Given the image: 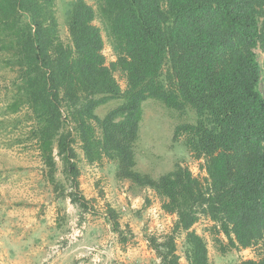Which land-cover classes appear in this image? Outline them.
Instances as JSON below:
<instances>
[{
  "label": "trees",
  "instance_id": "obj_1",
  "mask_svg": "<svg viewBox=\"0 0 264 264\" xmlns=\"http://www.w3.org/2000/svg\"><path fill=\"white\" fill-rule=\"evenodd\" d=\"M93 1L96 8L70 2L65 43L55 0H0V60L16 74L8 110L27 108V136L49 181L56 183L57 156L73 188L70 200L86 207L76 191L78 139L88 164L115 162L117 178L152 189L175 216L171 233L147 240L161 264H179L176 232L184 233L187 264H210L206 241L192 228L201 216L226 238H214L222 252L250 248L255 257L240 264H264V0ZM97 17L115 55L109 63ZM148 98L193 113L173 139L183 137L203 160V177L180 163L157 177L136 169ZM114 99L118 104L99 114ZM105 214L119 233L115 209Z\"/></svg>",
  "mask_w": 264,
  "mask_h": 264
},
{
  "label": "rangeland",
  "instance_id": "obj_2",
  "mask_svg": "<svg viewBox=\"0 0 264 264\" xmlns=\"http://www.w3.org/2000/svg\"><path fill=\"white\" fill-rule=\"evenodd\" d=\"M72 0H55L59 37L68 43L67 13ZM96 8L93 0H86ZM94 24L101 29L102 53L106 63L115 59L99 18ZM261 60L263 54L255 49ZM0 53V59H3ZM15 72L2 66L0 60V264H161L148 244L149 237L163 239L172 232L175 216L164 212L161 199L147 187H139L128 179L115 176V162L103 159L88 164L83 159L80 142H73L78 158L79 175L76 191L84 197L86 207L73 203V191L62 163L55 156V184L49 181L47 167L27 136L28 110L15 113L8 108L13 99L11 82ZM124 88V79L114 72ZM264 94V80L260 83ZM110 100L98 107L102 116L118 104ZM190 110L177 111L160 101L148 98L142 102V119L135 143L136 169L157 177L174 167L187 166L194 175L204 176L196 160L184 145L183 137L173 139L176 125L191 121ZM68 127V125L66 126ZM117 213L119 233L112 230L106 209ZM212 222L204 216L192 226L207 244L210 264H240L254 258L250 248L227 249L222 234L211 230ZM179 264H187L183 254L184 233H175ZM220 243V244H221Z\"/></svg>",
  "mask_w": 264,
  "mask_h": 264
}]
</instances>
